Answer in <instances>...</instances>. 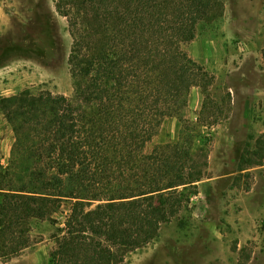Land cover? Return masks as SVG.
<instances>
[{"label": "trees", "instance_id": "trees-1", "mask_svg": "<svg viewBox=\"0 0 264 264\" xmlns=\"http://www.w3.org/2000/svg\"><path fill=\"white\" fill-rule=\"evenodd\" d=\"M221 9L220 0L57 1L73 96L0 100L14 138L0 171V256L28 247L24 226L35 219L55 227L48 264H121L179 212L201 181L202 149L194 137L147 147L167 119L181 121L190 90L210 84L184 46ZM261 148L260 161L241 155L239 172L261 166Z\"/></svg>", "mask_w": 264, "mask_h": 264}, {"label": "rangeland", "instance_id": "rangeland-1", "mask_svg": "<svg viewBox=\"0 0 264 264\" xmlns=\"http://www.w3.org/2000/svg\"><path fill=\"white\" fill-rule=\"evenodd\" d=\"M57 1L0 0V100L24 90L73 96L71 38ZM220 4L217 18L202 22L184 46L210 84L193 87L181 121L167 119L147 147L177 140L186 147L194 137L201 181L186 188L179 212L157 236L121 264H264V158L238 171L246 151L252 161H260L253 156L260 147L264 155V0ZM13 142L0 108V171ZM67 209L64 203L54 219L62 221ZM24 229L28 247L0 256V264H48L55 227L31 219Z\"/></svg>", "mask_w": 264, "mask_h": 264}]
</instances>
